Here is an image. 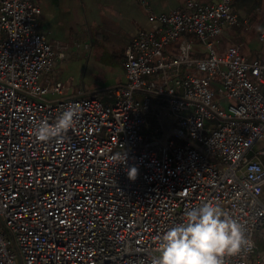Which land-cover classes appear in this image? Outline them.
Returning a JSON list of instances; mask_svg holds the SVG:
<instances>
[{
    "label": "built area",
    "instance_id": "built-area-1",
    "mask_svg": "<svg viewBox=\"0 0 264 264\" xmlns=\"http://www.w3.org/2000/svg\"><path fill=\"white\" fill-rule=\"evenodd\" d=\"M232 4L149 13L156 26L125 46V81L103 105L57 97L64 55L38 31L40 7L0 0V264H151L159 238L206 202L252 242L224 264H264V55L221 44L227 27L248 28ZM72 104L73 128L37 140Z\"/></svg>",
    "mask_w": 264,
    "mask_h": 264
},
{
    "label": "crops",
    "instance_id": "crops-1",
    "mask_svg": "<svg viewBox=\"0 0 264 264\" xmlns=\"http://www.w3.org/2000/svg\"><path fill=\"white\" fill-rule=\"evenodd\" d=\"M33 1L41 9L38 31L64 55V58L56 61L53 77L58 80L59 65L73 55L79 66L96 70L97 75L92 77L105 86H91L69 92V85L64 82L63 91L57 97L74 96L82 91L84 95L98 99L101 92L114 98L111 89L125 81L124 48L139 31L155 28L156 24L148 19L149 13H168L181 8L187 0H147L149 11L141 6L139 0ZM193 1L208 3L213 0ZM259 2L261 5H258ZM262 8L264 9V0H233V11L240 20L247 19L248 28L227 27L221 44L241 45V53L246 59L253 60V51L249 48L243 50V47L255 39L259 43L258 35L264 32V11H260ZM194 48L196 55L204 52L200 44H196ZM247 53L253 57H248Z\"/></svg>",
    "mask_w": 264,
    "mask_h": 264
},
{
    "label": "clouds",
    "instance_id": "clouds-1",
    "mask_svg": "<svg viewBox=\"0 0 264 264\" xmlns=\"http://www.w3.org/2000/svg\"><path fill=\"white\" fill-rule=\"evenodd\" d=\"M80 111L79 105H69L55 125L41 122L34 130L35 137L42 142L60 138L73 128ZM136 175L135 168L129 170V179L134 180ZM251 243L243 225L219 205L206 202L189 210L183 223L159 238L151 264H224V257L240 253Z\"/></svg>",
    "mask_w": 264,
    "mask_h": 264
},
{
    "label": "rangeland",
    "instance_id": "rangeland-1",
    "mask_svg": "<svg viewBox=\"0 0 264 264\" xmlns=\"http://www.w3.org/2000/svg\"><path fill=\"white\" fill-rule=\"evenodd\" d=\"M258 5H261V2H259ZM261 12L264 11V9L262 8V10H260ZM251 51H253V56L256 57L257 55H264V48L262 47V44L257 42V40H253L251 41L248 46H244L243 50L248 49ZM248 57H253L252 55H250L249 53H247ZM58 72H57V79L60 81H63L62 83L66 82V84L69 85V92H73V91H77L79 89H83L86 87H91V86H98L100 88H104L105 86H103L100 81L92 76H96L97 75V71L96 70H88L84 67L79 66L75 60H74V56L71 55L70 58H68L67 60L63 61L59 67H58ZM96 71V72H95ZM91 77L93 78V80H91ZM98 100L103 104H112L114 103L115 99L111 96H109L108 94H106L105 92H101L98 96ZM214 121L211 120L209 123H213ZM210 161L215 162L216 158H210ZM260 250V249H259ZM259 251L256 250L255 254H257ZM252 264H255V259H252Z\"/></svg>",
    "mask_w": 264,
    "mask_h": 264
}]
</instances>
